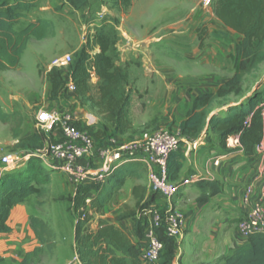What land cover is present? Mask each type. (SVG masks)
I'll use <instances>...</instances> for the list:
<instances>
[{
	"label": "rangeland",
	"instance_id": "rangeland-1",
	"mask_svg": "<svg viewBox=\"0 0 264 264\" xmlns=\"http://www.w3.org/2000/svg\"><path fill=\"white\" fill-rule=\"evenodd\" d=\"M25 1L31 3L32 7L24 18L19 19L15 28L21 29L29 21L45 19L53 24L54 35L43 40L31 38L21 57L20 66L0 73V100L8 109H17L21 120L29 125L30 130L37 131L35 116L39 110L62 108L64 111L69 108L72 113L80 109L88 111L66 100L68 93L61 101H49L47 73L54 68L56 60L66 55L72 59L73 54L105 20L113 23L119 33L118 64L128 74L131 100L127 118L130 127L124 134L113 136L122 143L145 139L159 129L176 134L177 125L185 117L193 97L214 91L236 69L234 49L241 37L215 18L205 0H132L131 7L124 13L103 0L95 1L98 9L96 7L94 11L84 13L74 11L63 0ZM60 72L65 75V70ZM242 89L241 97H229L222 105L238 104L244 98L250 99L255 93L264 96V63L244 79ZM91 93L97 94L96 78H91ZM213 107L219 115L226 111L219 104ZM89 112L96 115L95 111ZM97 118L99 122L95 131L100 137H111V125ZM9 126L0 124V156L18 153L11 140L13 126ZM206 135L205 146L191 151L188 160L182 157L180 178H188L196 173L191 168L193 159L197 158L198 163L203 161L207 165L208 157L230 152V149L220 147L218 139L209 131ZM181 149L182 154L186 152L185 144L182 143ZM45 160L55 169L50 170L42 165L40 158L36 167L52 171L50 184L43 187L42 195H33L11 210L8 221L11 232L0 237L3 264H20L26 252L39 246L29 226L31 217L43 220L54 231L51 252L38 254L31 264L76 262L74 231L78 214L71 204L75 189L66 176L56 169L50 156H46ZM230 160L226 158L223 164ZM234 161H238V166L243 169L229 178L218 179L222 191L208 204L202 205L196 201L199 192L194 189L195 184L182 188L175 198L176 209L185 215L186 225L193 220V216L198 217L189 229L186 230L185 225L184 238L177 244L176 254L181 251V256H185L184 244L188 243L185 241L190 242L185 239L190 233L195 234L196 242L204 243L188 253L184 264H220L221 259L235 249L234 235L239 237L237 225L241 217L240 179L250 159L242 156ZM222 169L225 177L226 169ZM127 180L129 184L149 185L146 176ZM149 196L153 197L158 207L157 197L151 192ZM179 198H183L182 202H176ZM123 200L119 207H111L100 215L93 214L88 227L96 229L97 218L105 213L115 220L121 214H138L141 210L142 202L132 195ZM194 204L202 206L192 215L184 207Z\"/></svg>",
	"mask_w": 264,
	"mask_h": 264
},
{
	"label": "trees",
	"instance_id": "trees-1",
	"mask_svg": "<svg viewBox=\"0 0 264 264\" xmlns=\"http://www.w3.org/2000/svg\"><path fill=\"white\" fill-rule=\"evenodd\" d=\"M77 12L94 11L96 0H63ZM102 1V0H101ZM117 9L126 12L132 0H103ZM209 6L215 18L227 29L241 37L235 46L236 69L233 75L214 91L199 93L193 97L185 117L178 123L181 138L196 139L207 126V131L214 135L219 146L226 148V140L238 135V142L243 156L251 160L252 149L262 137L264 126L258 103L264 96L255 93L250 99L244 98L238 104L227 103L229 97L243 95L244 79L255 72L264 63V0H210ZM32 4L25 0H0V73L15 70L19 67L21 57L28 41L43 40L54 35L53 24L45 19L30 21L25 27L16 29L19 19L24 18ZM202 40V39H201ZM120 36L113 23L102 21L86 43L73 54L71 63L65 69V75L57 68L47 73L50 85L49 101H61L67 93V80L73 86V92L66 100L73 99L79 107L95 111L105 123L111 125V137L124 134L130 127L127 109L130 104L128 74L118 64L117 44ZM97 50V51H95ZM92 74L96 78L97 94L91 93ZM259 101V102H258ZM219 104L226 111L223 115L216 114L214 105ZM249 123L245 125L246 119ZM0 123L10 124L12 138L21 135L22 120L18 113H5L0 107ZM102 138L99 133L93 134ZM44 137L35 133L22 138L15 145L17 149L32 150L29 161L16 170L7 172L0 178V237L8 235L11 210L24 203L33 195H42L43 187L50 184V172L36 167L38 158L34 152L42 148ZM181 152L172 153L167 161L168 179L178 181L182 168ZM144 173L141 165L135 162L126 163L109 173L102 181L78 187L71 198L73 210L78 214L75 231V264H174L177 246L174 239L164 234L162 226L156 229V235L163 243V249L156 262L146 263L141 258L144 231L149 217L158 208L162 216L163 206L154 207L153 197L142 202L138 214H121L118 220H131L137 243L132 242L126 232L98 217L96 229L88 224L92 215H100L124 186L128 178L141 177ZM199 195L196 201L202 205L220 195L219 184L207 178L196 184ZM134 188L133 194L135 196ZM90 196L87 205L85 200ZM30 229L39 246L26 252L20 264H31L32 259L40 253L51 252L54 247L52 239L54 231L43 220L37 217L29 219ZM223 261V262H222ZM0 264L3 258L0 256ZM220 264H264V234L252 235L237 246L231 253L221 259Z\"/></svg>",
	"mask_w": 264,
	"mask_h": 264
},
{
	"label": "built area",
	"instance_id": "built-area-1",
	"mask_svg": "<svg viewBox=\"0 0 264 264\" xmlns=\"http://www.w3.org/2000/svg\"><path fill=\"white\" fill-rule=\"evenodd\" d=\"M209 3L210 0H205ZM66 55L54 62V68L65 70L71 63ZM95 76L92 74V79ZM67 80L68 96L73 86ZM67 97V95H66ZM70 99V102L75 101ZM264 126V101L257 107ZM56 110H39L35 116L36 132L45 139V145L34 152L44 166L54 170L55 167L46 163L45 157L50 156L56 169L62 172L70 185L78 187L102 181L118 167L135 162L145 170L150 192L157 197L164 208L162 216L154 209L144 231L141 258L146 263L156 262L163 249V243L156 235V229L162 226L163 232L174 239L176 246L184 238L185 215L176 209L175 198L182 188L197 184L204 176L193 174L188 178H179L172 182L168 179L167 161L172 153H182V143L187 153L196 151L207 143V126L193 140L181 138L179 131L172 134L168 130L159 129L145 139L122 143L117 137L96 138L93 136L98 125V118L86 110L72 113L69 108ZM249 123L246 119L245 125ZM240 147L238 135L228 137L226 148L231 153ZM227 154L211 157L207 164L219 168L228 158ZM29 155L0 156V178L3 174L23 167ZM239 187V205L241 217L237 225V234L242 240L250 236L264 234V130L261 140L254 145L251 160L245 173L241 176ZM90 196L85 203L88 205ZM156 207L155 204H153Z\"/></svg>",
	"mask_w": 264,
	"mask_h": 264
},
{
	"label": "crops",
	"instance_id": "crops-1",
	"mask_svg": "<svg viewBox=\"0 0 264 264\" xmlns=\"http://www.w3.org/2000/svg\"><path fill=\"white\" fill-rule=\"evenodd\" d=\"M20 64H21V60H20ZM20 64H19V66H20ZM48 90H50V88ZM0 107L5 113H8V114L19 113V111L17 109H15V110L8 109L7 106L1 100H0ZM0 124L1 125H8V126L10 125V124H2V123H0ZM177 128H178V125H177ZM20 129H21L20 137L16 138V139H13V138L11 139L13 146H15L20 139L28 137V136H31V135H34L36 133V131L29 129V125L26 124L25 121H22ZM41 145L42 146L45 145L44 139H41ZM17 151H18V153L17 154H13V155L24 156V155H30V154L33 153L32 150L31 151L30 150H24L22 148L18 149ZM211 152H213V151H211ZM189 154L190 153H187V151L185 153H183V156L186 158V160H188L187 158H188ZM219 155H221V154H219ZM242 156H243V153H242V150H240V147H239L235 151H233L231 153H228V157L231 158V160L229 162L225 163V164H223V162H222V165L219 168L212 167L210 164L205 165L203 161H202V163H198L197 162V158H195V159H193L191 161V163H192L191 168L196 172L194 174H198V175L204 176L207 179L214 180V181L217 182L218 179L222 180L224 178H229V177L233 176V174H235L236 171H238V170L241 171V168L243 169L242 166H238V161H234V160H238ZM193 157H196V155L193 156ZM212 157H215V156H212ZM210 158L211 157H208L207 160H209ZM47 168H49V167H47ZM222 168L226 169L225 177L223 176V169ZM182 169H183V167L181 168V170ZM45 170L46 171H50L51 169L50 170L45 169ZM144 176L147 177L145 170H144V173L142 174L141 177H144ZM141 177H138V179H141ZM135 178H133V179H135ZM138 186H142V187H138ZM134 188H137V190H135V196L133 194ZM194 189H197L196 185H194ZM149 193H150L149 185L147 186L146 184H143V185L129 184V181L127 180L125 182L124 186L122 187V189L116 195L113 196V198L111 199V201L105 207L104 210L109 211L111 209V207H116V206L119 207L124 202L123 199L125 197H128L129 195H132L134 198H136L138 200H142V202H145L148 199V197H149ZM182 200H183V198H179V199H177L176 202H182ZM201 206L199 207V204H194V205H190L188 207L186 206L184 208L188 210L189 214L193 215V212L195 210L200 209ZM239 212H240V209H239ZM240 216H241V212H240ZM101 218L107 220L111 224H114V225L122 228L126 232L128 237L132 240V242L137 243L138 240H137V238L135 236V233H134V223H133V221L125 220V221H121L120 222L118 219L113 220V219L107 217L106 213L104 215L102 214ZM197 220H198V217L193 216V220L191 222L189 221L187 223L186 230L189 229L192 226V224H194ZM234 238L236 240V245H235L234 248H236L237 246H239L241 244H244L246 242V240H242L240 237H237L236 234L234 235ZM185 240H190V242L189 241H185V242H188V243L184 244V252H186V254H185L184 257L181 256V254H182L181 251L179 252L178 255L176 254V256L174 258V264H184V261L187 259L188 255H189L188 253L191 252V250H197L196 248H200V246H202L204 244L202 241L201 242H196V237H195L194 233H190L189 236H187V238Z\"/></svg>",
	"mask_w": 264,
	"mask_h": 264
}]
</instances>
